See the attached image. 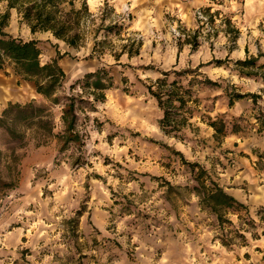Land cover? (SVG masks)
<instances>
[{
  "label": "rangeland",
  "instance_id": "obj_1",
  "mask_svg": "<svg viewBox=\"0 0 264 264\" xmlns=\"http://www.w3.org/2000/svg\"><path fill=\"white\" fill-rule=\"evenodd\" d=\"M83 2L88 8L81 20L83 45L71 48L47 32L41 33L40 59L46 62L60 53L58 63L65 73L60 94L67 93L70 84L86 72L103 66L110 70L114 86L106 91L104 101L95 103V111L80 113V123L87 134L80 149L70 146L59 152L55 139L45 145H36L34 139L16 145L0 128V176L14 183L11 188L0 189V264H155L164 251L171 254L172 264H189V259L194 264H264V180L259 179L264 175V157H259L264 153V84L258 78L240 76L234 63L239 58H233L238 51H242L244 58L264 53V37L253 40V54L247 41V36H251V30L246 28L247 18L225 13V0H212L198 8L187 0H162L157 11L167 23L160 34L168 35V25L173 23L179 33L202 25L199 46H179L178 36L169 41L152 39L146 44L144 38L134 39L130 33L139 19L135 12L147 5L129 13L124 23L116 20V9L105 0L97 25L87 0ZM73 3L76 7V0ZM65 6L69 8L66 3ZM0 7L3 8V2ZM205 7H210L211 13L218 11L213 24L205 23L206 14L200 12ZM13 10H9L4 31L27 40L25 23L19 22ZM189 11L194 15L188 17ZM181 12L186 19L181 18ZM240 16L245 13L242 11ZM224 18H230L239 30L232 47L230 35L223 33ZM252 19L257 21V29L264 32V18ZM89 21L96 26L90 28ZM114 25L109 31L106 29ZM221 33L227 43L217 47ZM94 39L105 42L91 52ZM136 40H141L137 54L128 56L122 52V45L126 44L128 49L133 42L130 47L134 50ZM224 52L227 55H221ZM118 53L121 55L115 59ZM171 55L174 62L167 64ZM206 56L210 58L205 59ZM213 59H220L223 64L204 65L200 71L220 86L198 87L202 103L190 120L192 126L184 127L178 133L180 137L162 131L158 126L162 112L146 85L161 70L195 67ZM259 62H264V55ZM220 69L243 83L217 75ZM232 89L258 97L253 101L245 96L229 106L227 93ZM32 100L44 103L31 81L20 79L4 64L0 68V111L7 102ZM52 111L57 121L59 108L53 107ZM200 115L204 121L199 119ZM219 116L225 120L227 130L221 138L215 137L214 129L205 122L206 117L215 120ZM232 125L237 131L231 132ZM152 126L158 127L159 132H152ZM116 148L126 150L119 153V159L106 154V149ZM11 150L14 160L7 158ZM178 152L186 161L204 167L215 182L247 206L245 219H252L255 226L243 231L244 241L235 238L230 246L222 245L214 214L202 210L191 199L189 187L193 184L175 182L180 176L193 180ZM76 157L77 164L73 162ZM64 176L69 179L61 185L58 181ZM163 179L187 189H179V194L169 202L165 199ZM230 219L234 227H240L236 215H230ZM38 220H43V225H38ZM34 224L36 228L32 227ZM197 233L204 239L192 255L184 250L185 238L191 239Z\"/></svg>",
  "mask_w": 264,
  "mask_h": 264
},
{
  "label": "trees",
  "instance_id": "obj_2",
  "mask_svg": "<svg viewBox=\"0 0 264 264\" xmlns=\"http://www.w3.org/2000/svg\"><path fill=\"white\" fill-rule=\"evenodd\" d=\"M0 2H3V10L0 11V68L4 64L9 65L12 72L20 79L31 81L35 92L44 100V103H37L34 100L26 103L7 102L0 111V128L16 145L22 146L29 139H34L36 145H45L50 139H55L59 145V152L67 150L70 146L80 149L87 135L85 127L80 123V113L86 110L95 111V103L105 100L106 91L114 86V78L110 70L103 66L86 72L70 84L67 93L60 94L65 81V73L58 63L60 53L57 52L55 57L42 62L41 48L37 39L26 40L15 37L4 31V27L9 19V10L14 9L18 14L19 22H24L31 33L48 31L67 46L79 48L85 41L81 20L82 14L88 11L86 3L83 2L77 9L73 0H0ZM65 3L69 5V8H66ZM210 9V7L200 9L201 13L206 14L205 23L207 24H213V17L218 13L217 10L211 13ZM224 24L223 33L226 36L230 35L229 39L232 42L230 47H232L239 35V30L230 18H224ZM115 26L106 27V29L109 31ZM201 26L198 25L196 29L188 33L181 31L178 36L179 46L188 44L191 49H196L199 46L198 37ZM104 42L94 39L91 52L96 51L97 45L103 46ZM133 44H130L128 49L126 44L122 45V52L127 53L128 56L137 54L141 40H136L134 50L130 47ZM245 52L247 53V50ZM120 55L121 53L115 54V59H119ZM262 55L264 53H258L256 56L247 55L244 59L235 60L238 74L258 78L264 84V62H259ZM208 64L221 66L223 61L213 59L195 67L161 70L160 75L146 85L148 94L162 112L158 119V126L165 133L180 137L178 133L184 127L192 126L190 120L200 110L202 103L197 92L198 87L220 86L218 81L210 79L200 71L202 66ZM227 94L229 106L234 100L245 96L252 98L253 101L258 97L254 93L241 94L235 89ZM53 107L59 108L57 121L52 111ZM206 118L205 122L214 129L215 137L221 138L226 135V122L222 116L215 120ZM199 119L205 120L203 115H200ZM262 125L264 127V121ZM231 128V132L237 131L234 125ZM177 154L190 168L195 184L189 188L195 196L199 197L197 201L199 207L214 214L216 218L221 244L228 247L235 238L244 241L243 231L255 226L252 219H245L248 213L247 206L215 182L204 167L195 162L186 161L179 152ZM259 157L263 158L264 153ZM7 158L15 159L13 151ZM73 162L77 164L78 157ZM5 167L9 169L8 162ZM163 182L166 186L165 199L169 202H172V196L179 194V189H187V186H174L164 179ZM13 185L12 180L4 181L0 176V189L11 188ZM230 215L238 217L240 227H234ZM261 220L263 221L264 217H261Z\"/></svg>",
  "mask_w": 264,
  "mask_h": 264
},
{
  "label": "clouds",
  "instance_id": "obj_3",
  "mask_svg": "<svg viewBox=\"0 0 264 264\" xmlns=\"http://www.w3.org/2000/svg\"><path fill=\"white\" fill-rule=\"evenodd\" d=\"M211 2L212 0H187V3L192 4L193 7H197V8L199 6H207L211 4ZM81 3L82 0H76L77 9L80 8ZM87 3L93 14V18H95L96 24L98 25L100 21V16L104 11L105 0H87ZM107 4L110 7H114L116 9V20L118 22H124V23H127V17L129 13H134V10L140 9L141 5H147L146 7H143L139 12H135V14L139 16V19L133 23V29L132 32L130 33L134 39L144 38L146 44H150L152 39H156L157 41L161 39L165 41H169V40H174V37L180 35V33L176 31L175 23L168 25V29H169L168 35L160 34V29L164 27V25L167 23L162 19L161 13L157 11V6H160L162 4V0H107ZM2 10H3L2 7H0V11ZM223 11L228 14L236 13L238 19L247 18L246 28L251 30V36H247V41L250 44L252 53L255 54L256 47L255 44L253 43V40L257 37H264V32H261L257 29L256 27L257 21L252 18L257 16L260 18H264V0H225V7L223 8ZM242 11L245 13L244 17L240 16V13ZM180 15L182 19H186L183 12H181ZM193 15L194 14L191 13V11H189L188 17H191ZM217 24L218 26H221L219 21H217ZM95 26L96 25H92L91 21H89L90 28ZM153 29H155V33L153 32ZM244 42L245 40L244 38H242L240 41L241 48H243ZM226 43H227V38L224 36L223 33H221L220 40L217 42V47ZM261 44L264 45V39L261 40ZM170 51L174 54L175 49L172 48L170 49ZM157 52H159V48H157ZM221 55H227V53L224 52ZM209 58L210 56L205 57V59H209ZM233 58L243 59L244 57L242 51L233 53ZM157 59H160V57L157 56ZM108 61L110 63L113 62L111 56L108 57ZM172 62H174V55H171L168 61H166L167 64H171ZM217 75L224 76L225 78H230L232 82L235 83H243V81L236 80L234 75H231L230 72L225 71L223 69L218 70ZM151 131L158 133L159 129L156 126H152ZM124 151L126 150L119 148L106 149V154L112 155L114 159H119V153ZM189 158L192 159V157ZM68 179L69 177L64 176L62 179L58 181V183L63 185L64 181ZM237 179H239V176H237ZM259 179L264 180V175H261ZM175 182L180 184H185V183L195 184V181L191 180L190 176H180L178 180H176ZM112 183L115 184L116 182L112 181ZM262 191H264V189H262ZM191 199L193 202H196L198 201L199 197L193 194ZM20 211H24V209L21 208ZM25 215L30 216L33 214L25 213ZM232 219L234 223H238L235 217H232ZM43 223H44L43 220L37 221L38 225H43ZM37 224L32 225V227L36 228ZM123 228L124 226L121 225V230H123ZM207 235L210 236L211 233H207ZM185 239H186V243L184 250L194 255L195 253L193 252V249L198 248L201 240H203L204 238L200 236L199 233H197L196 236H193L191 239H187V238ZM155 264H172L171 254L168 251H164L163 255L158 260L155 261ZM189 264H194V261L189 259Z\"/></svg>",
  "mask_w": 264,
  "mask_h": 264
},
{
  "label": "crops",
  "instance_id": "obj_4",
  "mask_svg": "<svg viewBox=\"0 0 264 264\" xmlns=\"http://www.w3.org/2000/svg\"><path fill=\"white\" fill-rule=\"evenodd\" d=\"M25 31L28 32V34H29V37L27 39H32L33 38V39H37L38 40L40 38V34L41 33H46V32L48 34H50V36H52V34L50 32H48V31H36L34 33H31L29 27L26 24H25ZM60 41H62V40H60Z\"/></svg>",
  "mask_w": 264,
  "mask_h": 264
}]
</instances>
